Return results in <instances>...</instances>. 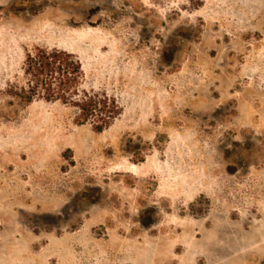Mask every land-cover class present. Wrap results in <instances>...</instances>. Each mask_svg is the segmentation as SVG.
Instances as JSON below:
<instances>
[{
	"label": "rangeland",
	"instance_id": "374dc122",
	"mask_svg": "<svg viewBox=\"0 0 264 264\" xmlns=\"http://www.w3.org/2000/svg\"><path fill=\"white\" fill-rule=\"evenodd\" d=\"M40 46L107 129L15 96ZM0 264H264V0H0Z\"/></svg>",
	"mask_w": 264,
	"mask_h": 264
},
{
	"label": "trees",
	"instance_id": "16d2710c",
	"mask_svg": "<svg viewBox=\"0 0 264 264\" xmlns=\"http://www.w3.org/2000/svg\"><path fill=\"white\" fill-rule=\"evenodd\" d=\"M24 85L15 96L26 104L35 100L60 102L76 111L75 123L90 124L100 133L120 114L117 102L105 93L81 88L82 63L68 51L44 46L35 47L25 56Z\"/></svg>",
	"mask_w": 264,
	"mask_h": 264
}]
</instances>
